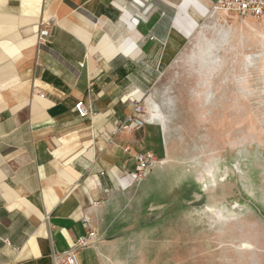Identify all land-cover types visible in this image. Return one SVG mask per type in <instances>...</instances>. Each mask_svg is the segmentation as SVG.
Wrapping results in <instances>:
<instances>
[{"label":"crops","instance_id":"0c3cea01","mask_svg":"<svg viewBox=\"0 0 264 264\" xmlns=\"http://www.w3.org/2000/svg\"><path fill=\"white\" fill-rule=\"evenodd\" d=\"M214 2L0 0V264H53L129 183L134 154L168 156L152 93ZM134 103L146 121L116 130ZM101 244L76 264H104Z\"/></svg>","mask_w":264,"mask_h":264},{"label":"rangeland","instance_id":"374dc122","mask_svg":"<svg viewBox=\"0 0 264 264\" xmlns=\"http://www.w3.org/2000/svg\"><path fill=\"white\" fill-rule=\"evenodd\" d=\"M208 8L152 93L168 156L90 218L104 264H264V16Z\"/></svg>","mask_w":264,"mask_h":264},{"label":"built area","instance_id":"2783aa9c","mask_svg":"<svg viewBox=\"0 0 264 264\" xmlns=\"http://www.w3.org/2000/svg\"><path fill=\"white\" fill-rule=\"evenodd\" d=\"M212 6L216 11L242 20L258 19L264 16V0H215ZM48 33V25L46 23L42 24L37 34L38 42L44 43L47 40ZM73 108L79 116L83 117L88 114L87 108L80 100L74 103ZM145 114L144 106L134 103L126 122L118 124L116 130L131 131L133 125H141L146 121ZM134 158L136 163L134 169L129 173V178L132 182L141 180L144 174L157 163V159L151 153H137L134 154ZM93 239L94 232L88 230L85 235L74 240L68 249L53 253V264H76L77 251L91 245Z\"/></svg>","mask_w":264,"mask_h":264},{"label":"bare ground","instance_id":"6f19581e","mask_svg":"<svg viewBox=\"0 0 264 264\" xmlns=\"http://www.w3.org/2000/svg\"><path fill=\"white\" fill-rule=\"evenodd\" d=\"M198 22V21H197ZM197 22L196 21H193V22H191L190 23V26H191V28L192 27H195V25H197ZM188 30H186V32H187ZM186 34H188V33H186ZM204 83V82H203ZM159 113V112H158Z\"/></svg>","mask_w":264,"mask_h":264}]
</instances>
